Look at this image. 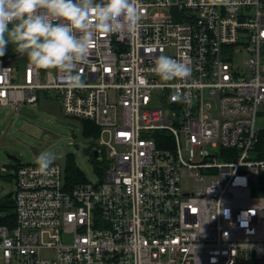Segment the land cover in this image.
Returning a JSON list of instances; mask_svg holds the SVG:
<instances>
[{
	"label": "built area",
	"instance_id": "built-area-1",
	"mask_svg": "<svg viewBox=\"0 0 264 264\" xmlns=\"http://www.w3.org/2000/svg\"><path fill=\"white\" fill-rule=\"evenodd\" d=\"M137 8V26L93 30L80 87L58 69L0 57V108L18 116L42 94L63 118L98 129L95 139L82 135L92 139L97 181L66 188L58 164L41 172L9 159L13 208L0 224V264H264L256 150L264 0H137ZM235 51L244 53L239 67ZM160 55L190 74L161 80L152 71ZM51 251L53 259L41 256Z\"/></svg>",
	"mask_w": 264,
	"mask_h": 264
},
{
	"label": "clouds",
	"instance_id": "clouds-1",
	"mask_svg": "<svg viewBox=\"0 0 264 264\" xmlns=\"http://www.w3.org/2000/svg\"><path fill=\"white\" fill-rule=\"evenodd\" d=\"M140 19L137 0H0V56L11 44L32 65L58 69L64 83L80 87L77 67L89 55L93 30L119 33ZM152 71L164 81L190 74L183 61L169 55L158 56ZM35 163L47 170L51 153L41 151Z\"/></svg>",
	"mask_w": 264,
	"mask_h": 264
},
{
	"label": "rangeland",
	"instance_id": "rangeland-1",
	"mask_svg": "<svg viewBox=\"0 0 264 264\" xmlns=\"http://www.w3.org/2000/svg\"><path fill=\"white\" fill-rule=\"evenodd\" d=\"M14 48L13 45H9ZM16 57H26L16 53ZM244 59V53L235 51L233 64L240 66ZM12 64V63H11ZM14 65V64H12ZM35 118H27L23 115H16L10 108H0V201L8 197L14 190V184L9 182L5 176L13 172L8 165H13L8 156L15 157L20 164L34 163L35 157L41 151L53 154L63 145L69 147V153L74 157L75 166L83 173L89 181H97L94 165L91 162L90 154L87 152L89 145L77 137V130L70 125H64L55 118L37 107L32 108ZM258 126L264 128V118H261ZM2 168H5L2 171ZM180 186L182 191L192 190V181L184 171ZM5 214L0 211V217ZM65 243L70 242V237H65ZM41 256L48 259L54 258V252H42Z\"/></svg>",
	"mask_w": 264,
	"mask_h": 264
},
{
	"label": "trees",
	"instance_id": "trees-1",
	"mask_svg": "<svg viewBox=\"0 0 264 264\" xmlns=\"http://www.w3.org/2000/svg\"><path fill=\"white\" fill-rule=\"evenodd\" d=\"M0 57L5 61L14 64L15 67H20L27 61L26 57H16L13 48H11L9 45L7 47L5 55ZM81 125L83 137L95 139L98 136V129H96L91 123L81 121ZM256 150L258 152L259 158H264V129L259 132L258 141L256 143ZM92 164L96 166L97 163L95 161H92ZM64 173L66 188H71L76 184L86 181L83 173L75 166L74 157L72 154H69L66 157ZM262 193L264 194V192ZM12 208V200L9 197H6L2 202L0 201V211L5 214L4 216L0 217V224L5 223L7 221V218H12Z\"/></svg>",
	"mask_w": 264,
	"mask_h": 264
},
{
	"label": "water",
	"instance_id": "water-1",
	"mask_svg": "<svg viewBox=\"0 0 264 264\" xmlns=\"http://www.w3.org/2000/svg\"><path fill=\"white\" fill-rule=\"evenodd\" d=\"M37 108L40 111H43V112H46V113L52 115L55 118V120L59 123L64 124V125L73 126L77 130V136L84 143L88 144L92 141V139L82 138V127L78 121L65 119L61 116L59 104L56 101L46 100L43 97V95L40 94L39 95V103H38ZM20 113H21V115H23L24 117H27V118H35L36 117L33 110L30 108L22 107L20 109ZM68 153H69V147L67 145H63L60 148H58L53 154H51L52 163H56L60 166V169L62 172V179L64 177L65 163H66V157H67ZM94 156L95 157L97 156L96 152H94ZM8 158L10 160H12L13 162L17 161V159L13 156H8ZM0 191H1V187H0Z\"/></svg>",
	"mask_w": 264,
	"mask_h": 264
},
{
	"label": "crops",
	"instance_id": "crops-1",
	"mask_svg": "<svg viewBox=\"0 0 264 264\" xmlns=\"http://www.w3.org/2000/svg\"><path fill=\"white\" fill-rule=\"evenodd\" d=\"M262 129H264V128H262ZM262 129H261V130H262ZM261 130H260V131H261ZM258 136H259V135H258ZM263 192H264V190H263Z\"/></svg>",
	"mask_w": 264,
	"mask_h": 264
}]
</instances>
